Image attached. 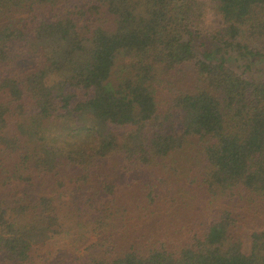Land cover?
<instances>
[{
    "label": "trees",
    "instance_id": "16d2710c",
    "mask_svg": "<svg viewBox=\"0 0 264 264\" xmlns=\"http://www.w3.org/2000/svg\"><path fill=\"white\" fill-rule=\"evenodd\" d=\"M0 264H264V0H0Z\"/></svg>",
    "mask_w": 264,
    "mask_h": 264
},
{
    "label": "rangeland",
    "instance_id": "374dc122",
    "mask_svg": "<svg viewBox=\"0 0 264 264\" xmlns=\"http://www.w3.org/2000/svg\"><path fill=\"white\" fill-rule=\"evenodd\" d=\"M210 22L211 24L214 26V27H218L217 25V18L216 17H210ZM235 61V60H234ZM234 61L231 63V66L236 69L238 72L242 73V69L239 68V64L238 63H234ZM247 75H250V73H248ZM258 76L259 77H262V74L261 73H258ZM184 217H185V214L184 213H179L177 214V217H176V221L178 222H182L184 221ZM79 232V230H77V228H72L71 232L68 233H64L62 235L61 238L57 239L56 240V246L54 247V255L52 258L54 257H59L60 254L65 256L66 255H69L70 256H75V255H78L79 253H81V251H84V249L90 244V243H93L94 242V238H90L89 242H86V243H82L79 247H76V246H72V243H73V239H75V236L77 235V233ZM74 234V235H73ZM248 246V244H246V247ZM61 251V252H59ZM67 258V256H66ZM54 261V259H52Z\"/></svg>",
    "mask_w": 264,
    "mask_h": 264
}]
</instances>
